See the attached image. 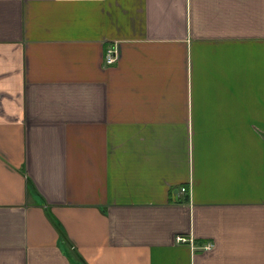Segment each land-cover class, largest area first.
<instances>
[{"label":"crops","instance_id":"0c3cea01","mask_svg":"<svg viewBox=\"0 0 264 264\" xmlns=\"http://www.w3.org/2000/svg\"><path fill=\"white\" fill-rule=\"evenodd\" d=\"M0 264H264V0H0Z\"/></svg>","mask_w":264,"mask_h":264},{"label":"built area","instance_id":"2783aa9c","mask_svg":"<svg viewBox=\"0 0 264 264\" xmlns=\"http://www.w3.org/2000/svg\"><path fill=\"white\" fill-rule=\"evenodd\" d=\"M118 51L116 48H110L107 50L106 54V63L107 65H113L117 61ZM186 188H182V192H185ZM177 242L182 244L190 243L192 244L193 240L190 238H186L184 236H178ZM206 249H210V246H207Z\"/></svg>","mask_w":264,"mask_h":264}]
</instances>
